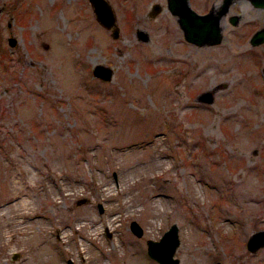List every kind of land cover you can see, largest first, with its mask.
<instances>
[{"label":"rangeland","instance_id":"rangeland-1","mask_svg":"<svg viewBox=\"0 0 264 264\" xmlns=\"http://www.w3.org/2000/svg\"><path fill=\"white\" fill-rule=\"evenodd\" d=\"M109 2L117 36L90 0H0V264H161L146 238L173 221L178 264H264L245 243L264 228V124L196 96L216 47L195 53L166 0Z\"/></svg>","mask_w":264,"mask_h":264},{"label":"flooded vegetation","instance_id":"flooded-vegetation-1","mask_svg":"<svg viewBox=\"0 0 264 264\" xmlns=\"http://www.w3.org/2000/svg\"><path fill=\"white\" fill-rule=\"evenodd\" d=\"M195 9L199 12H208L212 9L217 15L220 32L218 40L211 43H197L183 35L188 44L195 46V53L198 47L204 46L206 52L209 46H215L218 55L216 58L218 78L210 86V92L206 88L196 96L205 100L203 101L206 102L205 107H209L208 102L212 101L213 93L216 94L224 116L229 117L228 110L236 114V109L240 108L241 111L238 112L240 117L237 118H240L241 123L246 124L250 130H257L260 123L264 124V0H211L201 9ZM170 12L183 34L178 15L171 10ZM172 56V59L176 58V55ZM197 102L193 104L186 101L185 105H199ZM236 123L235 120L234 124ZM221 127L226 135L225 125ZM232 130L231 133L234 132V129ZM257 131L258 135L259 133L263 135L261 138L264 144V126ZM235 147L237 148V145ZM225 155L227 154L222 153V156ZM212 161L216 163L215 159ZM223 162L226 169L233 168L230 160L227 162L225 157Z\"/></svg>","mask_w":264,"mask_h":264},{"label":"water","instance_id":"water-1","mask_svg":"<svg viewBox=\"0 0 264 264\" xmlns=\"http://www.w3.org/2000/svg\"><path fill=\"white\" fill-rule=\"evenodd\" d=\"M90 1L96 18L111 29L112 36H117L119 34V25L109 0ZM166 6L178 15V21L186 39L197 43H211L218 40L220 35L218 20L217 15L212 9L208 12H199L190 4L189 0H166ZM162 7L159 1H154L150 5L148 13L154 15ZM8 39L10 44H13L15 41L13 36H9ZM92 71L103 79H108L112 75L111 65L102 62L94 63ZM113 175L115 176V171H113ZM84 198L81 197L79 200H83ZM97 207L99 211H102L103 205L101 201H97ZM129 227L137 235H141L143 232V227L135 218L130 219ZM106 233L110 234V231L106 229ZM178 243V225L173 221L162 231L158 238H146V250L150 256L161 264H178L179 257L174 254ZM262 244H264V228L253 230L247 237V247L249 249H257ZM13 255L15 256L16 253ZM68 261L69 263L72 262L70 257Z\"/></svg>","mask_w":264,"mask_h":264},{"label":"bare ground","instance_id":"bare-ground-1","mask_svg":"<svg viewBox=\"0 0 264 264\" xmlns=\"http://www.w3.org/2000/svg\"><path fill=\"white\" fill-rule=\"evenodd\" d=\"M204 48L205 47H201V48L198 49V55L199 56H203L204 55V52H205V49Z\"/></svg>","mask_w":264,"mask_h":264}]
</instances>
